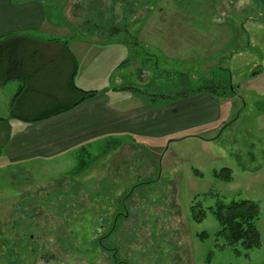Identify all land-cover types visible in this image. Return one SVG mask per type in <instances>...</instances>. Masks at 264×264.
Returning <instances> with one entry per match:
<instances>
[{
  "label": "rangeland",
  "instance_id": "obj_1",
  "mask_svg": "<svg viewBox=\"0 0 264 264\" xmlns=\"http://www.w3.org/2000/svg\"><path fill=\"white\" fill-rule=\"evenodd\" d=\"M45 1L60 20L114 28L113 0ZM242 2L123 0L122 19L138 16L140 41H165L160 51L139 44L138 71L124 85L157 103L203 89L221 98L227 121L176 140L123 139L59 168L0 171V264H264V28L248 26L264 14V0ZM56 63L50 68H62V57ZM21 85L0 91V112ZM224 169L229 182L215 175ZM238 201L258 205L262 243L237 247L240 255L216 241L221 227L210 210ZM195 207L207 213L200 224Z\"/></svg>",
  "mask_w": 264,
  "mask_h": 264
},
{
  "label": "crops",
  "instance_id": "obj_2",
  "mask_svg": "<svg viewBox=\"0 0 264 264\" xmlns=\"http://www.w3.org/2000/svg\"><path fill=\"white\" fill-rule=\"evenodd\" d=\"M113 1L116 5L114 19L109 25L114 28L110 30L99 21L60 20L54 13L53 3L45 0H0V37L28 35L48 44L42 48L48 58L67 56L62 45L67 43L78 65L74 85L82 91L98 92L69 112L34 121L44 112L73 100L67 88L72 69L63 64L62 68H30L33 74L29 80L30 89L16 103V95L26 87L24 80H17L22 83L18 93L12 101L6 100V110L0 112V125L4 123L7 132L5 143L0 147V171L25 170L26 167L41 170L42 163H46L45 168L57 165L59 168L65 161L75 162L82 151L91 154L123 139L176 140L188 131L226 123V118L222 120L221 98L203 89L172 100L163 98L157 103L148 95L124 85L131 79L128 76L139 68L135 59L139 44L160 51L157 47L165 41H156L150 35L146 37L148 41H140L135 25L138 16L135 17L137 21L123 20V0ZM245 1L249 3L250 0L242 3ZM152 11L148 12L146 20ZM252 24L264 28V14L258 19H248V26ZM249 39L252 44L250 36ZM262 61L264 64V59ZM116 71L122 72L121 76L114 77ZM112 79L117 86L110 84ZM7 84L0 85V91ZM34 112H37L34 118H26ZM128 144L125 142V146Z\"/></svg>",
  "mask_w": 264,
  "mask_h": 264
},
{
  "label": "trees",
  "instance_id": "obj_3",
  "mask_svg": "<svg viewBox=\"0 0 264 264\" xmlns=\"http://www.w3.org/2000/svg\"><path fill=\"white\" fill-rule=\"evenodd\" d=\"M46 45L48 44L36 41L28 35L10 34L0 37V85L16 80H24L26 83V87L16 95V103L30 89L31 83L29 80L33 75L29 71L30 68L50 67L57 64L56 61L62 57L63 65L72 69L67 88L69 94L73 95V100L70 101V104L60 105L44 112L43 115L36 117L34 121L49 119L69 112L98 94V92L93 91H82L74 85L78 65L76 59L70 53L67 43H62L67 56L60 55L57 58L45 56V50L42 48ZM16 112L17 108L14 104L13 114L15 115ZM215 175L226 182L231 180L229 169H224L220 175L219 173H215ZM198 207L192 209V218L195 223L200 224L206 219L207 213ZM210 210L221 227L216 234V241L224 240L225 246L234 250L236 255L241 254L237 247H241L244 251L261 247V235L257 227L259 208L256 203L251 201L231 202L228 205L218 203L216 208ZM199 238L201 241H205L207 234L203 233L199 235Z\"/></svg>",
  "mask_w": 264,
  "mask_h": 264
}]
</instances>
